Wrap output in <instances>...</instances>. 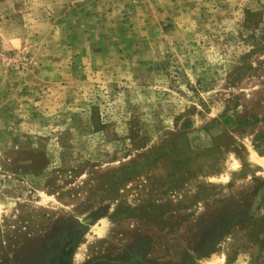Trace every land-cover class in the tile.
I'll list each match as a JSON object with an SVG mask.
<instances>
[{
	"label": "rangeland",
	"instance_id": "obj_1",
	"mask_svg": "<svg viewBox=\"0 0 264 264\" xmlns=\"http://www.w3.org/2000/svg\"><path fill=\"white\" fill-rule=\"evenodd\" d=\"M227 255L264 264V0H0V264Z\"/></svg>",
	"mask_w": 264,
	"mask_h": 264
},
{
	"label": "trees",
	"instance_id": "obj_2",
	"mask_svg": "<svg viewBox=\"0 0 264 264\" xmlns=\"http://www.w3.org/2000/svg\"><path fill=\"white\" fill-rule=\"evenodd\" d=\"M77 227H79L81 229L80 234H83V232L86 230L85 226L84 227L83 226H77ZM258 241L260 242L261 240H258ZM212 251L213 250H211L210 252H207L206 254L201 253L199 258L207 257ZM137 256H140V255H137ZM144 256L145 255H141L140 256L141 259H144ZM229 258L230 257L227 255V258H226L227 264H230L233 262V260H230ZM196 260H197V258L195 256H186V257L179 259V261L181 262L180 264H196ZM249 264H259V263L257 262V259H254V260H251V262Z\"/></svg>",
	"mask_w": 264,
	"mask_h": 264
}]
</instances>
